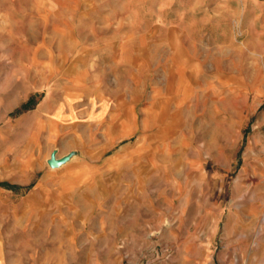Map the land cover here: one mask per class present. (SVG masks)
Instances as JSON below:
<instances>
[{"label": "rangeland", "instance_id": "obj_1", "mask_svg": "<svg viewBox=\"0 0 264 264\" xmlns=\"http://www.w3.org/2000/svg\"><path fill=\"white\" fill-rule=\"evenodd\" d=\"M0 264H264V0H0Z\"/></svg>", "mask_w": 264, "mask_h": 264}, {"label": "water", "instance_id": "obj_2", "mask_svg": "<svg viewBox=\"0 0 264 264\" xmlns=\"http://www.w3.org/2000/svg\"><path fill=\"white\" fill-rule=\"evenodd\" d=\"M58 163H59V161H50L49 162V165L51 166V167H54V166H57L58 165Z\"/></svg>", "mask_w": 264, "mask_h": 264}]
</instances>
